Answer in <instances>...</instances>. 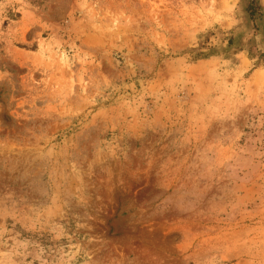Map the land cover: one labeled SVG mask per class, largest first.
<instances>
[{
    "label": "rangeland",
    "instance_id": "1",
    "mask_svg": "<svg viewBox=\"0 0 264 264\" xmlns=\"http://www.w3.org/2000/svg\"><path fill=\"white\" fill-rule=\"evenodd\" d=\"M0 264H264V0H0Z\"/></svg>",
    "mask_w": 264,
    "mask_h": 264
}]
</instances>
